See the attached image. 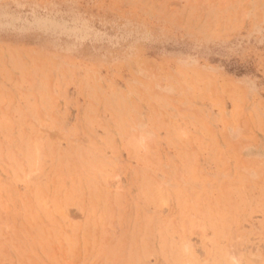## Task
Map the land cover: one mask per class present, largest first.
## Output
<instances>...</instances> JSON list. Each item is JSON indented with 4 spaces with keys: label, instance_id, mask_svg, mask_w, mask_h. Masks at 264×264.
Masks as SVG:
<instances>
[{
    "label": "rangeland",
    "instance_id": "obj_1",
    "mask_svg": "<svg viewBox=\"0 0 264 264\" xmlns=\"http://www.w3.org/2000/svg\"><path fill=\"white\" fill-rule=\"evenodd\" d=\"M0 264H264V0H0Z\"/></svg>",
    "mask_w": 264,
    "mask_h": 264
}]
</instances>
